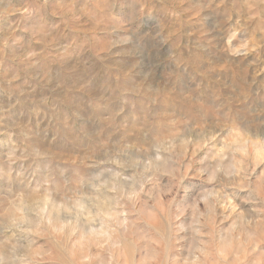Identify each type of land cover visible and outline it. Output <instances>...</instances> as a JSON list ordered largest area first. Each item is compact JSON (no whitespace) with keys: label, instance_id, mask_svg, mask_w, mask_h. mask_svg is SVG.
I'll use <instances>...</instances> for the list:
<instances>
[{"label":"rangeland","instance_id":"obj_1","mask_svg":"<svg viewBox=\"0 0 264 264\" xmlns=\"http://www.w3.org/2000/svg\"><path fill=\"white\" fill-rule=\"evenodd\" d=\"M0 264H264V0H0Z\"/></svg>","mask_w":264,"mask_h":264},{"label":"bare ground","instance_id":"obj_2","mask_svg":"<svg viewBox=\"0 0 264 264\" xmlns=\"http://www.w3.org/2000/svg\"><path fill=\"white\" fill-rule=\"evenodd\" d=\"M93 141V140H92ZM88 148V147H87Z\"/></svg>","mask_w":264,"mask_h":264}]
</instances>
